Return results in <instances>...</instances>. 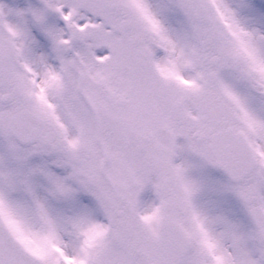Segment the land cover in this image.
Returning <instances> with one entry per match:
<instances>
[{
  "label": "rangeland",
  "instance_id": "374dc122",
  "mask_svg": "<svg viewBox=\"0 0 264 264\" xmlns=\"http://www.w3.org/2000/svg\"><path fill=\"white\" fill-rule=\"evenodd\" d=\"M0 1L15 8L17 12H26L30 25L34 27V24L37 29L42 30L35 21L34 11L30 9L26 0ZM110 1L113 3L107 2V9L115 5L135 8L137 12L147 13L152 19H163L164 15L168 14L169 28H173V24L177 22L180 7H187L186 12L190 14L193 12L192 6L205 7L208 2V0H193L194 3L191 2L189 5L188 0H184L186 5H183L181 0ZM209 1L215 3L217 16L224 22L221 26L218 18L219 24L216 26V47L220 49L221 56L218 82H221L231 95L240 114L246 117L247 125L241 122V126L253 146L258 165H264V41L256 38L259 33L264 34V7L258 8L261 12L251 13L243 0ZM223 2L227 3V8L223 9ZM39 9L36 18L39 17L42 26H48L53 31L55 42L63 48L61 57L69 60L73 51L80 50L82 34L75 32L72 26L60 21L56 16L49 15L43 7ZM95 13L98 15L97 12ZM100 14L107 18L105 12L100 11ZM85 20L92 21L90 16L84 18L83 23ZM95 20L97 19L93 21ZM21 22L15 20L12 22L13 25L10 24L13 34L17 36L14 40L16 45L13 47L9 45L8 39H5V30L0 25V77L4 80L0 93L12 94L11 101L5 103V107H10L13 102L21 101L32 94V99L28 102L30 107L35 109L38 106L36 103L39 102L31 86L35 83L37 87H43L45 108H48V105L52 107L53 112L59 113L62 118H67L62 111L63 106L59 103V96L62 97L59 87L67 81L68 96L69 94L75 96L71 92L74 89L70 88L78 79V74L75 72L82 67L85 70L89 63L84 64L81 60L82 67L80 68L77 63L78 66L75 67L77 66L78 69L75 70L69 67V64L64 66L59 60V62L53 61L52 58L48 62H42L40 67V64L36 63L39 61L34 56L38 49L34 44L31 50L29 49L31 51L29 56L23 58L20 52L22 38L25 40V37H28L27 41L31 42L32 39H38L31 27H28L31 30L24 31ZM182 43L183 41L178 45L177 42L174 46L178 47ZM235 46L239 49V53L236 52ZM241 51L247 53L246 59L249 60L251 69L245 63ZM215 52L211 47L207 52V58ZM190 62H193V59L185 61L182 68L176 64L175 70L181 71ZM162 65L163 63L159 62L158 69L161 70ZM207 65L211 66L208 59ZM95 66L97 67L96 64ZM95 69L89 70L92 76L89 81L97 85L98 80L93 75ZM252 69L257 73L253 74ZM53 70L55 76L60 77L64 74L66 78L60 77L56 82L52 76ZM259 80H262L263 85L257 83ZM14 87L17 88L16 93H12ZM67 97L65 102L69 104L71 102L66 100ZM46 112L47 115L52 114L51 110ZM71 126L70 124L69 128L66 125L62 129L64 137L68 139L64 147L44 146L37 141L22 148L6 125L0 123V222L21 241L26 249L49 264H143V256L138 249L140 244L146 241L151 245L148 237L156 232L157 216L161 213L160 203L164 198L156 188L152 189L153 217L150 213L152 210L141 206L142 199L136 200L135 196H127L125 200L117 197L114 201H110L112 192L108 184H103L102 189L90 185L97 183L95 179L102 176L99 168L105 161L104 156L107 157V164L111 163L110 170L112 169L114 156L109 154V144L90 141L83 149L82 143L75 142L76 132L70 133ZM69 147H73L71 154L65 151ZM175 148L180 152V157H184L183 163L185 159L196 158L193 155L195 152L205 149L199 143L184 142H179ZM99 150L109 153L104 155ZM197 161L200 162L192 164L190 160L186 161L188 172L207 168L200 164L202 160L197 158ZM87 172H90L89 176L85 174ZM73 173H76L80 179L89 177L87 183L90 190L83 185L89 193L86 199L80 200L81 202L72 201V193L69 192L71 188L83 189ZM207 175L209 179L205 183L208 185L203 183L196 185L201 196L200 205L193 207L178 202L170 213L176 216L179 224V221L185 217L181 225L186 230L193 231L202 227V230L212 232L211 236L217 241L211 251H206L209 249L208 236L199 233L200 236L191 238V256L201 259V264H264V250L254 249L251 245L246 246L242 241L245 235L253 241L259 239L258 230L238 196H230L228 193L230 182L227 177L220 172L215 173L214 168L210 166ZM183 185L186 186L187 183L183 182ZM262 189L264 190V179ZM184 190L186 189L181 186V194ZM78 192L81 193V190ZM132 193L134 194V191ZM127 199L129 201H126ZM72 202L75 203L78 211L76 218H73L69 211ZM135 202H138L137 207L133 206ZM114 210L116 212L113 215ZM137 210H140L139 216ZM198 211L205 216L196 227L193 220L194 214ZM111 215L114 217L111 218ZM123 219L126 220L125 224ZM123 232L125 235L121 237ZM209 254L212 255L213 260Z\"/></svg>",
  "mask_w": 264,
  "mask_h": 264
},
{
  "label": "flooded vegetation",
  "instance_id": "af4514ba",
  "mask_svg": "<svg viewBox=\"0 0 264 264\" xmlns=\"http://www.w3.org/2000/svg\"><path fill=\"white\" fill-rule=\"evenodd\" d=\"M26 1L30 9L38 13L37 3L40 0ZM43 1L49 6L46 11L50 14L48 9H54L56 0ZM66 4L72 6L73 0H66ZM4 6L5 14L0 13V25L6 32L5 38L14 46L16 36L9 31L10 21H26L29 18L26 12L20 13L11 6ZM210 13L203 9L189 14L181 7L177 22L169 28L163 19L153 21L147 13L118 8L111 13L109 21L98 24L99 29L91 36L92 44H84L80 48L83 57L91 56L98 63L96 77L102 104L99 137L111 142L113 133L119 132L126 138L125 147L115 150L120 165L116 169L115 190L127 194V184H133L146 206L151 200L148 185L155 180L167 187L174 177L170 146L163 141L207 143L216 163L223 162L227 151L239 142L233 129V111L226 95L216 80L212 81L209 76L213 69L203 65L209 47L204 41L208 40L216 48L217 23ZM38 31L47 37V33ZM27 40L28 37H25L21 41L22 57L29 56L34 43L33 39L32 42ZM175 40L178 45L183 41L182 45L175 47ZM49 48L47 40L40 44L38 57L45 59L50 54ZM177 55L183 63L193 59L184 67L187 77L175 70ZM159 62L163 63V70L156 66ZM201 91H210L213 96L203 111L197 97ZM39 102H43L40 97ZM220 102H223V108ZM38 111L42 112L45 132L62 124L58 115H47L40 104ZM79 122L83 127L84 123ZM159 127H164L160 138L156 132ZM176 201L167 193L164 207L169 210L168 205ZM173 237L183 238L177 232ZM167 238L173 242L167 261L171 262L178 242L172 241L169 236L162 239Z\"/></svg>",
  "mask_w": 264,
  "mask_h": 264
},
{
  "label": "water",
  "instance_id": "95a60500",
  "mask_svg": "<svg viewBox=\"0 0 264 264\" xmlns=\"http://www.w3.org/2000/svg\"><path fill=\"white\" fill-rule=\"evenodd\" d=\"M15 136L27 142L35 138L41 131L42 123L32 113L20 111L14 115H9L7 111L2 113ZM257 221L263 223V215L260 211H252ZM0 264H44L43 262L30 256L17 241L11 237L8 231L0 226Z\"/></svg>",
  "mask_w": 264,
  "mask_h": 264
}]
</instances>
